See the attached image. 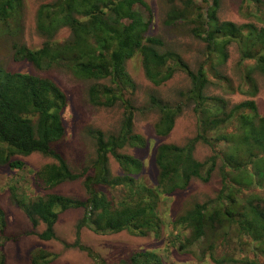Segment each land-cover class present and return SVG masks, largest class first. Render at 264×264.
<instances>
[{
    "label": "trees",
    "instance_id": "obj_1",
    "mask_svg": "<svg viewBox=\"0 0 264 264\" xmlns=\"http://www.w3.org/2000/svg\"><path fill=\"white\" fill-rule=\"evenodd\" d=\"M39 1H44L36 17L43 44L33 48L16 41L18 35L13 36V31L20 28L24 0H0V39L13 41L14 61L42 72L65 69L76 78L94 81L89 91L93 105L113 107L121 102L125 109L118 135L93 133L96 159L82 174H76L55 150L67 135L68 97L51 78L12 72L0 61V165L18 172L26 168V163L15 160L17 156L41 154L53 160L34 173L36 185L49 194L28 203L18 202L35 228L46 226L39 237L44 241L57 239L55 226L60 215L83 209L84 216L76 226L77 239L66 246L86 252L95 264H107L82 243L84 228L98 235L129 232L138 237L152 234L159 239L167 226L160 211L162 202L186 191L194 180L208 183L219 171L222 188L217 199L196 203L172 222L169 236L173 244H178L179 250L202 249L212 260L205 264H234L236 255L229 252L232 241L242 253L247 248L249 252L258 249L264 255V197L255 193L264 189V115L254 100L230 106L206 94L214 80L224 89H232L231 82L217 69L227 60L231 45L239 53V90L251 97L258 94L256 75L264 77V0H242L239 10L249 19L243 24L219 20L222 0H179L165 23L188 27L206 44L207 58L196 71L177 53L163 52L162 41L148 35L154 13L144 0ZM64 29L70 34L63 39L59 33ZM134 60L141 63L146 77L157 87L177 72L186 74L191 88L183 96L193 104L197 116L198 130L193 139L184 146L158 147V176L150 185L140 177L143 163L119 153L126 146L147 145L134 132L135 111L126 99V92L134 87L126 65ZM152 104L160 115L156 133L169 136L182 107L156 98H152ZM198 145L212 151L205 161L196 158ZM110 155L124 170L120 176H111ZM80 179L84 180L85 200L50 192ZM6 227L0 205V264H7L5 243L14 240L7 237ZM50 257L41 250L31 254L33 264H49ZM260 260L245 257L240 261L264 264ZM121 264L164 262L157 251H141L130 257V263Z\"/></svg>",
    "mask_w": 264,
    "mask_h": 264
},
{
    "label": "rangeland",
    "instance_id": "obj_2",
    "mask_svg": "<svg viewBox=\"0 0 264 264\" xmlns=\"http://www.w3.org/2000/svg\"><path fill=\"white\" fill-rule=\"evenodd\" d=\"M144 1L152 7L154 13V21L148 35L162 41L161 50L163 52L177 53L192 70H198L207 58L206 44L194 37L188 27H171L165 23L169 12L175 5L180 4V1ZM241 2L242 0H222L217 13L219 20L237 24L247 23L249 19L239 10ZM43 3L44 1L39 0H24V7L20 13V28L13 31L14 37L18 35V38H15L16 41L33 48H38L43 44V38L37 31L36 20L38 9ZM252 21L256 22V20ZM69 34V31L64 29L59 33V37L68 38ZM12 44L13 41L10 39H0V61L8 70L49 77L68 97L69 108L65 121L67 135L55 145V150L65 158L72 172L82 174L84 169L90 167L96 159L97 140L93 133L102 131L106 136L118 135L124 121V106L121 102H117L113 107L93 105L89 91L95 84L94 81L76 78L65 69L42 72L32 65L16 62L13 58ZM227 50V60L221 66H217V69L221 76L228 78L233 87L224 89L221 84L217 83V80H214L215 84L212 83L207 88L206 94L209 97L221 98L230 106L246 100H254L260 113L264 115V77L256 75L259 92L255 97L242 93L239 90L242 77L238 50L235 45L228 46ZM126 67L134 84V87L126 92V99L135 111L134 132L142 136L147 145L143 148L126 146L119 150V153L129 155L143 163V173L140 177L150 185L156 182L158 176L155 162L158 147L162 144L184 146L197 135V116L194 106L183 96L190 90L191 80L183 72H177L170 81L157 87L148 80L138 60L128 61ZM152 98L169 105L182 107L169 136H159L155 131L160 115L155 106L153 107ZM211 154L212 151L208 147L197 146L196 158L198 160L205 161ZM14 159L25 162L26 168L17 172L7 165H0V205L7 219L6 235L14 239L7 241L3 247L7 264H33L31 254L39 250L51 256L49 264H95L86 252L66 246V244L75 243L77 239L76 226L84 216L83 209H72L62 213L55 226L57 239L44 241L39 235L45 231L46 226L40 224L35 228L18 204L22 201L28 203L49 194V191L36 185L34 173L52 163L53 160L41 154L17 156ZM109 168L112 177L124 173L122 167L111 155L109 156ZM221 181V176L217 171L208 183L194 180L186 191H179L162 202L160 211L167 226L163 228L159 239L152 234L138 237L129 232L98 235L84 228L81 232V241L107 264L130 263V257L141 251H157L164 264L212 263L210 254L206 257L200 248L190 251L179 250V245L173 244L169 233L172 231V222L184 215L196 203L217 199L222 188ZM50 192L80 200L87 199L83 179L67 182ZM255 193L264 197V189L257 190ZM245 195L248 196V192H245ZM240 248L235 241L231 242L229 252L236 255L234 264H243L240 260L245 257L254 260L261 259L264 262V255L258 249L249 252L246 248L242 253Z\"/></svg>",
    "mask_w": 264,
    "mask_h": 264
}]
</instances>
